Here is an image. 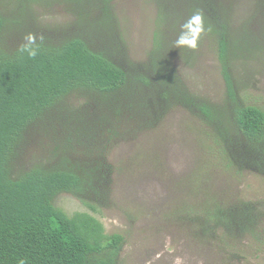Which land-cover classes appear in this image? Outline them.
Listing matches in <instances>:
<instances>
[{
	"label": "trees",
	"instance_id": "1",
	"mask_svg": "<svg viewBox=\"0 0 264 264\" xmlns=\"http://www.w3.org/2000/svg\"><path fill=\"white\" fill-rule=\"evenodd\" d=\"M0 1L12 6L9 13L0 9V264H117L124 242L121 235H107L102 223L89 213L69 216L53 201L60 193L81 196L97 213L86 199L100 196L105 189L102 165L107 164L99 159L105 156L99 152L103 150L100 141H106L107 135L118 136L125 126L136 131L134 135L152 132L173 108L202 120L233 167L264 177V109L241 104L230 73L235 56L264 51V44L253 46L247 36V32L264 30V0H252L255 16L241 22L245 29L238 34L229 26L239 0H186L187 7L167 10L169 15L155 6L152 48L138 62L127 56L123 35L111 16L112 0H53L54 6L64 4L75 20L65 38L49 37L48 30L60 29L37 24V16L28 11V6L42 8L51 1ZM151 1L159 5L158 0ZM197 11L203 13L206 28H211L205 40L217 47L226 89L224 107L198 99L178 73L177 64L189 63L196 50L174 51L172 43ZM23 14L37 37L35 58L20 52L26 41L10 43L23 29ZM133 91L137 100L129 95ZM74 93L91 98L82 111L58 105ZM132 101H141L139 106L156 115L144 122L128 116ZM63 112H88L90 120L71 119ZM92 112L99 121L91 120ZM110 112L115 120L103 118ZM79 122L81 127L68 128ZM37 146L43 150L44 166L30 163L26 168L25 159ZM71 153L82 157L72 163L67 157ZM219 210L216 219L202 220V234L215 235L221 229L226 237L238 232L243 237V221L253 217V208L240 204ZM190 226L193 231L198 228L193 218Z\"/></svg>",
	"mask_w": 264,
	"mask_h": 264
},
{
	"label": "rangeland",
	"instance_id": "2",
	"mask_svg": "<svg viewBox=\"0 0 264 264\" xmlns=\"http://www.w3.org/2000/svg\"><path fill=\"white\" fill-rule=\"evenodd\" d=\"M46 1L51 2L42 8L28 6V11L37 16V24L60 29L58 32L48 30L49 37L65 38L75 20L64 4L54 6L53 0ZM158 2L159 5L151 0L111 2V16L123 35L127 56L133 62L145 60L152 48L157 21L155 6L157 10L166 9L164 13L169 15L167 10L189 4L186 0ZM51 4L53 6H49ZM11 8L0 1L4 12L9 13ZM254 11L252 0H239L231 16V31L242 32L245 28L240 27L241 22L246 20V23L252 14L255 16ZM257 18L261 21L258 15ZM21 23L23 29L14 36L24 38L33 34L26 14L21 17ZM14 36L11 44L25 41ZM247 36L253 46L258 42L264 44L263 29L247 32ZM205 39L203 35L189 63L177 64L178 73L188 91L198 99L214 107H224L226 89L217 47L213 41ZM172 45L174 51L178 49L175 41ZM245 55L231 59L230 73L239 101L264 109V51ZM136 92L129 93L132 100H137ZM90 100L87 94L74 93L58 105L80 112ZM141 103L132 101L133 107L126 114L144 122L156 113L143 109L139 106ZM171 110L173 112L152 132L134 135L136 131H129L125 126L127 128L118 136L107 135L106 141H100L103 150L99 152L105 156L99 159L107 164L102 165L107 176L105 189L98 197L89 200L86 198L90 196L85 197L87 202H93L91 205L97 213H92L82 202L83 197L67 193L55 196L53 205L69 216L76 212L89 213L102 223L107 235H121L124 242L117 264H176L178 258L181 264H264V177L233 167L211 130L198 117L184 109ZM63 114L71 119L90 120L88 112ZM110 117L115 120L111 112L103 116ZM90 118L99 121L95 112ZM81 125L82 122L71 123L68 128L73 130ZM87 127L92 129L89 123ZM42 151L35 147L25 159L26 168L30 163L43 165ZM67 157L75 163L82 156L71 153ZM84 193L90 194L85 189ZM240 204L253 208V217L243 221L246 229L243 237H238L239 232L226 237L221 229L215 235L202 234L203 219L208 216L214 220L220 208L230 209ZM192 218L198 231L190 226Z\"/></svg>",
	"mask_w": 264,
	"mask_h": 264
},
{
	"label": "clouds",
	"instance_id": "3",
	"mask_svg": "<svg viewBox=\"0 0 264 264\" xmlns=\"http://www.w3.org/2000/svg\"><path fill=\"white\" fill-rule=\"evenodd\" d=\"M209 31H211V28H206L203 13L197 11L183 24L179 38L175 41V47L178 49L196 50L201 37ZM36 39L37 37L34 34H27L24 37L26 43L21 45L20 52L27 54L29 58H35L39 52V46L35 44ZM40 39L43 40V37H40ZM21 264H23V261H21ZM176 264H181L179 258Z\"/></svg>",
	"mask_w": 264,
	"mask_h": 264
}]
</instances>
